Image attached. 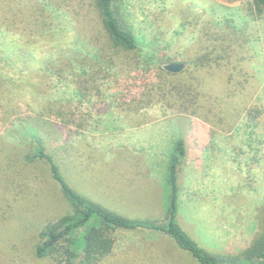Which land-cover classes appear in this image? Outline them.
<instances>
[{"label": "rangeland", "instance_id": "1", "mask_svg": "<svg viewBox=\"0 0 264 264\" xmlns=\"http://www.w3.org/2000/svg\"><path fill=\"white\" fill-rule=\"evenodd\" d=\"M0 1L10 6L0 9V131L44 117L48 152L75 189L161 220L183 138L179 221L213 251L251 242L264 215V14L251 0H123L138 51L109 43L94 0ZM19 147L0 139V264H56L36 256L29 225L70 204ZM114 239L98 264H198L167 234Z\"/></svg>", "mask_w": 264, "mask_h": 264}, {"label": "trees", "instance_id": "2", "mask_svg": "<svg viewBox=\"0 0 264 264\" xmlns=\"http://www.w3.org/2000/svg\"><path fill=\"white\" fill-rule=\"evenodd\" d=\"M122 1L94 0L109 43L127 51H138L140 41L122 13ZM8 7V4L0 5V9ZM251 8L257 15H263L264 0H251ZM46 10L44 8L40 15H36L39 22L45 21L41 15ZM40 26L43 31L44 26ZM43 118L28 116L17 119L0 131V139L11 148H17L18 144L21 146L19 154L25 163L47 164L49 175L59 184L63 196L70 204V210L55 220H40L37 223L30 221L29 227L36 230L34 248L38 258H52L56 264H98L113 251L116 230H148L170 236L179 249L191 255L198 264H264V215L251 242L234 253L213 251L205 247L179 221V173L182 159L187 154L185 139L177 141L175 151L170 155L165 219L130 216L102 204L71 185L56 156L48 152ZM10 127L12 134L18 136V144L9 137Z\"/></svg>", "mask_w": 264, "mask_h": 264}, {"label": "water", "instance_id": "3", "mask_svg": "<svg viewBox=\"0 0 264 264\" xmlns=\"http://www.w3.org/2000/svg\"><path fill=\"white\" fill-rule=\"evenodd\" d=\"M185 68L183 63H169L166 65V69L172 72H180Z\"/></svg>", "mask_w": 264, "mask_h": 264}]
</instances>
